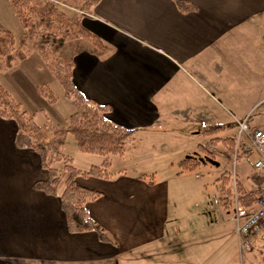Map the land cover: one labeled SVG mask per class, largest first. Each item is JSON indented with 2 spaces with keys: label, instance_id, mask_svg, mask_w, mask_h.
Returning a JSON list of instances; mask_svg holds the SVG:
<instances>
[{
  "label": "crops",
  "instance_id": "crops-1",
  "mask_svg": "<svg viewBox=\"0 0 264 264\" xmlns=\"http://www.w3.org/2000/svg\"><path fill=\"white\" fill-rule=\"evenodd\" d=\"M184 1L193 9L181 11L175 0H99L82 23L105 48L78 39L87 47L67 56L73 85L108 105L109 120L146 138L162 137L169 117L196 123L200 132L219 124L212 135L220 139L233 136L245 117L251 128L264 129L249 119L264 104V0ZM15 134V122L0 117V264H230L231 244L241 251L236 221L232 229L206 187L194 196L193 188L148 183L126 170L108 179L75 178L100 192L86 207L112 242L94 230L69 232L58 196L33 186L48 177L38 151L17 147ZM86 158L88 167L103 160ZM252 174L235 179L252 190ZM62 183L60 177L58 193ZM232 190L235 219L243 206Z\"/></svg>",
  "mask_w": 264,
  "mask_h": 264
},
{
  "label": "trees",
  "instance_id": "trees-1",
  "mask_svg": "<svg viewBox=\"0 0 264 264\" xmlns=\"http://www.w3.org/2000/svg\"><path fill=\"white\" fill-rule=\"evenodd\" d=\"M81 12L89 10L99 0H54ZM179 10L193 9V5L184 0H175ZM22 33L18 39L12 32L0 28V60H4V68H9L15 62L24 59L31 51L39 53L45 61L49 71L61 84L64 95L73 106L65 125L49 124L38 125L26 111L20 108L7 90L0 84V117L12 119L16 124L15 144L20 148H33L38 151L41 165L47 170L48 177L33 183L45 193L56 195L60 207L65 215L66 226L69 232H85L94 230L99 239L112 242L105 230L100 228L87 211L88 201L96 199L100 192L76 183L77 176H93L108 179L112 176L109 170V157L123 155L125 145L131 140L133 129L116 124L109 120L106 114L109 106L99 104L76 89L72 82L73 61L62 56L50 45L45 32L53 33L63 40L83 38L96 48L105 46L101 40L89 32L82 23L83 16L77 12L68 15L61 10L52 0H19L12 3ZM1 62V61H0ZM2 68V64H0ZM37 92L49 103H54L57 98L48 85L37 86ZM222 128L219 124L206 126L202 132L206 135L217 134ZM71 134L77 149L82 153L96 154L103 157L100 164H92L86 169H80L72 164V158L62 152L64 137ZM222 140L229 151L233 150V136L220 139L214 137L210 142ZM198 148H203L198 145ZM61 161L58 169L53 162ZM199 162L186 157L179 162V172L192 171ZM63 188L57 192L61 174ZM148 183L154 182V175L140 174ZM252 178L256 184L252 190H246L240 182H235L236 199L238 203L252 209L256 201L257 185L262 180V175L253 172ZM227 172L218 177L222 196L219 198L221 205L228 207L232 203L233 190L228 185Z\"/></svg>",
  "mask_w": 264,
  "mask_h": 264
},
{
  "label": "rangeland",
  "instance_id": "rangeland-1",
  "mask_svg": "<svg viewBox=\"0 0 264 264\" xmlns=\"http://www.w3.org/2000/svg\"><path fill=\"white\" fill-rule=\"evenodd\" d=\"M19 0H0V28L6 29L14 35L16 39L22 33L17 14L12 5L13 2ZM61 10L68 15L75 12L84 16L86 12L75 10L65 4L52 0ZM50 45L68 61L67 56L71 55V51L78 50L80 52L87 46L82 42L85 40H63L62 38L50 32H45ZM73 41V42H70ZM90 45V44H86ZM0 84L8 91L12 99L20 105V108L26 111L38 125L58 124L65 125L69 114L73 111L69 99L64 95L63 88L59 81L49 71L42 56L36 51H31L27 56L15 62L9 68H4V60H0ZM48 85L57 100L49 103L42 95L37 92V86ZM169 124L162 131V137H148L139 135L133 131L131 140L126 143L123 156L112 155L111 166L109 170L116 173L117 171L126 170L128 174L139 176L141 173L146 175H154V179L166 180L169 184H173L174 189L193 188L194 196L201 195V191L197 194V189L206 187V196L209 201H215L217 210L225 213L226 219L233 220V226H236L234 219V208L232 204L229 207L219 208V198L222 196L220 190V181L218 177L223 172L229 175L228 185L234 189L235 176L241 181H246L251 170V158L235 157L233 150L228 151L223 142L217 141L216 145L210 144V138L215 135L206 137L200 132V127L196 123L184 124L182 121H175L169 117ZM248 118V117H247ZM249 119L252 123H264V104L255 106L251 110ZM228 132L219 133L220 136L228 135ZM209 147L198 148L199 144L207 143ZM234 146V144H233ZM211 148V149H210ZM212 150V154L209 153ZM62 152L72 158V164L78 168H88L86 157L89 154L80 152L75 140L71 134H66L62 146ZM96 155V154H94ZM186 157L197 160L199 165L194 172L186 171L183 175L177 176L179 171V162ZM93 160V159H92ZM93 163V161H91ZM56 163V164H55ZM90 163V164H92ZM61 161L53 162V166L60 168ZM90 166V165H89ZM135 170V173L134 171ZM61 177L64 178L65 173L60 171ZM63 185V183H62ZM251 185L246 182L245 188L249 190ZM253 187V186H252ZM185 193L183 194V196ZM235 197V196H234ZM233 197V198H234ZM262 232L256 233V240L248 239V246H241L239 250L238 244H231L232 257L230 264H264V237Z\"/></svg>",
  "mask_w": 264,
  "mask_h": 264
},
{
  "label": "built area",
  "instance_id": "built-area-1",
  "mask_svg": "<svg viewBox=\"0 0 264 264\" xmlns=\"http://www.w3.org/2000/svg\"><path fill=\"white\" fill-rule=\"evenodd\" d=\"M247 117L238 121L234 134L233 154L235 157H250L252 168L262 175L257 185L256 201L252 209L238 208L235 214L240 244L248 246V238L264 230V129L251 128Z\"/></svg>",
  "mask_w": 264,
  "mask_h": 264
}]
</instances>
